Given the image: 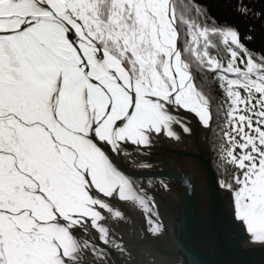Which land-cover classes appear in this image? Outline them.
I'll return each instance as SVG.
<instances>
[{
    "label": "snow or ice",
    "instance_id": "6c2138e0",
    "mask_svg": "<svg viewBox=\"0 0 264 264\" xmlns=\"http://www.w3.org/2000/svg\"><path fill=\"white\" fill-rule=\"evenodd\" d=\"M222 4L0 0V264H128L133 213L170 227L148 158L196 129L225 227L264 248V0Z\"/></svg>",
    "mask_w": 264,
    "mask_h": 264
},
{
    "label": "water",
    "instance_id": "95a60500",
    "mask_svg": "<svg viewBox=\"0 0 264 264\" xmlns=\"http://www.w3.org/2000/svg\"><path fill=\"white\" fill-rule=\"evenodd\" d=\"M205 142L207 168L201 156L187 152L151 169L167 173L173 188L163 200L157 197L170 227L159 239L141 240L140 217L133 213L129 225L120 229L131 240L133 257L128 264H264V248L250 244L245 231L225 227L231 204L213 187L216 173L206 138ZM188 179L195 189L185 194Z\"/></svg>",
    "mask_w": 264,
    "mask_h": 264
},
{
    "label": "bare ground",
    "instance_id": "6f19581e",
    "mask_svg": "<svg viewBox=\"0 0 264 264\" xmlns=\"http://www.w3.org/2000/svg\"><path fill=\"white\" fill-rule=\"evenodd\" d=\"M187 152H194L202 157L204 164L207 163L208 148L205 142V133L203 130L196 129L193 136L184 138L180 142L162 141L157 143L156 147L153 149V155L149 157V159L153 163V168L155 169L171 159Z\"/></svg>",
    "mask_w": 264,
    "mask_h": 264
},
{
    "label": "trees",
    "instance_id": "16d2710c",
    "mask_svg": "<svg viewBox=\"0 0 264 264\" xmlns=\"http://www.w3.org/2000/svg\"><path fill=\"white\" fill-rule=\"evenodd\" d=\"M208 2H209V7H210V9L212 11V14L214 16H216L217 18H219L221 21L224 20L226 18V16H227V12H226L225 8L223 7L222 0H208ZM227 18L230 20V22H234V23L240 24L241 28L243 29L245 22H243V21H241V20H239L237 18H234V17H227ZM249 26H251V25H249ZM261 43H264V38H262L260 35H258L257 36V41H256V46L259 47ZM208 145H209V148H210L211 163H212V166H213V168L215 170V166H214V163H213V152H212L211 145H210L209 142H208Z\"/></svg>",
    "mask_w": 264,
    "mask_h": 264
}]
</instances>
